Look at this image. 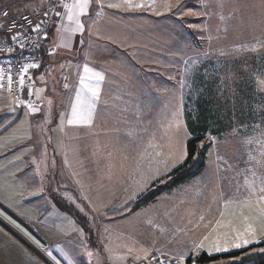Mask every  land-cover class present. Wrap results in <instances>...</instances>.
Here are the masks:
<instances>
[{
	"label": "rangeland",
	"instance_id": "374dc122",
	"mask_svg": "<svg viewBox=\"0 0 264 264\" xmlns=\"http://www.w3.org/2000/svg\"><path fill=\"white\" fill-rule=\"evenodd\" d=\"M50 1L0 0V18L6 10L15 16L44 10ZM178 4L179 11L173 14L178 20L170 18L171 14L162 20L161 13L154 22L142 20L140 30H137L135 16H127L126 22L112 23L111 28H117L123 38L127 37L129 49H134V42L140 39L146 42L148 51L139 53L143 63L133 62L131 58L115 63L118 70L147 71L148 75L141 78L146 85L133 87L132 93L131 88L121 87L127 84V79H116V87H121L116 89V107L111 106L108 111V125L95 127L93 135L86 137L92 141L79 143L68 136L65 145L64 127L54 126L50 150L52 169L44 175L45 186L35 180L40 187H30L21 196L20 191L13 188L1 191L5 196L0 195V226L19 242L18 250L10 255L14 264H154L155 252L191 247L190 239L173 237L178 208L172 207V199L166 206L161 202L152 204L158 196L145 210L132 216L124 215L126 218L109 215L130 204L131 192L126 189L132 188L129 180L120 183L115 180V173L120 176L127 170L125 165L132 167L129 163L138 159L133 156L113 159L107 153L162 151L159 162L151 159L148 163L153 165L146 175L148 182L143 180L139 184L142 188L147 186L144 195L148 194L165 181L164 177L174 166L182 165L188 157L187 142L192 135L187 126L186 106H191L188 100L189 94L192 97L191 86L204 91L206 82L216 85L214 79L219 83L216 100L222 109L224 125L217 126L222 128L219 134L206 136L205 143H210L206 158L208 168L200 180L207 174L210 181L227 187L228 200L232 203L239 200L243 211L256 203L261 194L251 195L245 178H251L252 171L257 177L264 174V168L256 160H249L250 155L264 160L261 156L264 151V84L260 83L264 81V0H178ZM157 6L149 9L163 12L168 9ZM108 45L113 46L106 44L107 50ZM151 49L158 50L157 55L152 54ZM95 54H100L99 45ZM201 71L209 74L208 80L196 77ZM33 84L37 85L34 79ZM239 89L248 96L247 123L242 127L235 125L233 111V97ZM195 97L193 95V101ZM121 98L128 103L129 99L133 100L137 119L120 118L123 112L126 114L121 109L124 106ZM192 119L198 121L194 115ZM209 121L216 125L215 120ZM38 149L32 147L26 156L29 166L40 163ZM184 151L187 156L181 161ZM123 160L128 163L121 164ZM110 170H115L112 176ZM38 174L29 173L33 178ZM261 225L263 223L260 231ZM129 248L133 251L129 252ZM142 249L147 250V260L143 259Z\"/></svg>",
	"mask_w": 264,
	"mask_h": 264
},
{
	"label": "crops",
	"instance_id": "0c3cea01",
	"mask_svg": "<svg viewBox=\"0 0 264 264\" xmlns=\"http://www.w3.org/2000/svg\"><path fill=\"white\" fill-rule=\"evenodd\" d=\"M148 2L149 0H133L134 4ZM174 2H176L175 5ZM101 4L103 5L102 9L100 7ZM109 4H120L121 6L108 7ZM156 4H158L157 7L161 5L165 7L166 4H170L172 10L170 12L167 9L163 12L160 9L158 11L147 7L129 8L123 3V0H93L87 13L80 17L84 25L83 30L72 33L63 31L66 26L75 27L74 24H71L67 20V13L64 9L61 20L54 27L48 38V58L40 68L33 70L31 73V92L35 97L34 104L31 107L28 104L16 107L13 96L0 89V195L3 193L1 191L13 188L18 193L20 191L21 196L30 187L39 186L38 182L35 183V180H38L42 184V187L45 186L44 175L50 173L52 169L50 150H52L51 142L53 140L54 126L60 125L64 127L62 134L65 138V145L68 136L73 137L79 143L84 141L90 142L93 139L86 137L90 136V134L93 135L95 127L102 126L103 123L108 125L110 121L108 111L111 109V106L116 107V89L119 90L121 87L122 89L131 88L132 91L133 87H139L142 84L146 85V81L143 82L141 78L148 75L147 71L140 73V71L118 70L115 64L129 60V58L133 62L138 61L143 63L141 62L139 53L140 51H144V53L148 51V47L145 48L147 46L146 42L142 43L141 39L134 42V49L131 50L126 43L127 37L123 38L120 31L115 27L111 28V25L117 20L126 22V19H129L127 16H135V20L138 21L137 30H140L142 20H145L146 23L147 19L154 22V19L159 17L158 15L161 13L163 14L161 17L163 20L165 15H173L179 11L178 0H156ZM173 8H175V11H173ZM170 18L178 20L177 15H173ZM108 28H110V31ZM58 29L60 31H57ZM106 44L113 46L108 45L110 49L107 50L104 47ZM96 45H99L100 51V54L97 55L95 54ZM113 49L120 50L112 51ZM151 52L157 55L158 50L151 49ZM145 55L143 54V56ZM85 66L91 71L85 73ZM94 73H101L104 77L103 80L98 81L94 77ZM33 79L37 83L36 86L33 84ZM82 79L89 86L99 89L100 99L95 103L91 123L81 121L70 124L68 121L73 119L72 110L76 104L77 94L79 93L82 99L91 98V94L81 84ZM116 79H127L128 81L127 84L123 83L118 88L115 83ZM122 100L124 106H121V109L125 110L126 114L123 112L120 118L126 119L127 116L129 120L131 118L137 119L133 100L129 99V103L121 98ZM33 108L38 109V111H33ZM113 117H116V115ZM139 117H141V113H139ZM71 128L75 130L70 131ZM36 143L39 149L42 150L41 152L35 146ZM32 147L35 150L38 149L37 153L41 154L40 163L34 167L29 166L25 161ZM21 148L24 149V152H20ZM47 152L48 156H46ZM107 154H110V158L112 157L113 159L130 158V156L138 159L137 162L133 160L134 162L131 161L129 163L133 165L132 167L130 166L131 168L125 165L127 168L126 172L120 174V176L115 173L114 176L116 177L115 180L120 183L129 180V187L132 188L126 189L131 192V196H129L130 204L144 195L148 189H146V185L143 188L139 186L143 180L148 182L146 175L148 174V169L153 166L149 164L151 165L149 167L148 163L151 159L159 162L158 160L163 157L162 151L144 149L124 151L122 153L113 151ZM127 163L128 161L125 160L121 162V164ZM179 165L174 166L172 170ZM207 168L208 164H206L199 175L182 183L172 191L160 195L152 203L156 205V203L161 202L160 204L166 206L167 201L172 199V207L174 208L176 206L179 210H177L176 223L173 225V232H175L173 237L176 239L191 240V247L187 245L184 248H170V250H163L161 254L179 261V258L187 253L189 249L193 248L194 245L201 242L205 243V245H211L217 240L222 244L227 241L228 250L209 252L204 249L199 250L197 254L206 252L210 255H216L241 250H246L245 254L250 256L262 253L263 251L260 249L262 246H259V244L264 242V221H261L258 210L261 205L258 206L256 203H251L243 211V207L241 208L238 202L239 200L235 203L228 200L227 187L218 184L219 182L210 181L207 174L200 180ZM113 171L115 172V170L109 171L111 176ZM29 173L39 174L33 178L30 177ZM207 178L209 181H206ZM154 182L155 180L151 184ZM230 194L232 193L230 192ZM3 195L5 196V193ZM121 201L122 199L118 203H121ZM128 206L126 205V207ZM145 208L132 212L128 216L138 214L142 210H145ZM163 208L165 209V207ZM117 211L120 210H114L113 212ZM118 218L121 219L122 216ZM124 218L126 217L124 216ZM248 223H253L256 230V235L252 238L256 242H251L239 248L233 247L232 243L237 239V232L245 233V228ZM261 223L263 225H261L262 229L260 231ZM206 236L208 237L207 240L204 239ZM18 248L19 242L15 241L12 235L0 226V264H14L10 255L14 250H18ZM156 253L160 252H155L154 254ZM189 257H191V254L185 256L184 261H187ZM234 259L238 260L239 258Z\"/></svg>",
	"mask_w": 264,
	"mask_h": 264
},
{
	"label": "trees",
	"instance_id": "16d2710c",
	"mask_svg": "<svg viewBox=\"0 0 264 264\" xmlns=\"http://www.w3.org/2000/svg\"><path fill=\"white\" fill-rule=\"evenodd\" d=\"M8 12L10 16H15L14 13H11V11L8 10ZM57 24L58 22L54 25V27ZM54 27L49 32V35L53 31ZM48 56L49 54L47 55L46 59ZM204 71L207 70L205 69ZM204 71H201V73H199L196 77L206 78L208 80L209 74H206ZM214 80L217 81V83H215L216 85L213 86L214 83L210 84V82H206V86H210L208 88L206 87L204 91H200L196 88V86H191L192 97L191 94L188 95V100H191V106H186V121L192 137L187 142L188 157L184 163L168 173L164 177L165 181L151 189L148 194L140 196L128 207L109 215L121 217L135 212L153 202L158 196L172 191L182 183L190 180L202 172L206 165L207 150L210 147V143H205L206 136L208 133L219 134L222 128H217V126L222 127L224 125L221 117L222 109L218 107V102L216 100V95H219L216 91L219 89V83L217 79ZM193 95L196 96L195 101L192 99ZM247 98L248 96L241 89H239L237 95H234L233 97V111L236 126L242 127L247 123V115L245 114ZM194 105H196V107L193 109ZM193 115L197 117L198 121L192 119ZM209 120H215L216 125H212ZM259 246H264V242L259 244ZM245 253L246 250L216 255H210L206 252H201L195 256V261L198 264H264V251L255 256L246 255ZM234 258L239 259L235 260ZM187 261H193L192 257H189Z\"/></svg>",
	"mask_w": 264,
	"mask_h": 264
},
{
	"label": "built area",
	"instance_id": "2783aa9c",
	"mask_svg": "<svg viewBox=\"0 0 264 264\" xmlns=\"http://www.w3.org/2000/svg\"><path fill=\"white\" fill-rule=\"evenodd\" d=\"M64 3H71V0H51L44 10L25 12L16 17L10 16L6 10L4 12L8 13L7 16L0 18V89L13 96L16 107L24 104L32 105L35 102L31 92V73L42 66L49 54L47 38L54 25L63 16ZM57 12L61 15L57 16ZM24 17L28 19L25 20ZM13 23L15 27H12ZM36 25H39L38 31L35 30ZM13 36L16 37L15 40L12 39ZM28 65H38V67L28 68ZM21 76L24 78L22 88ZM9 77H11L10 87ZM152 261L154 264H178V260L158 253L153 255ZM184 264H193V261H184ZM195 264L198 263L195 261Z\"/></svg>",
	"mask_w": 264,
	"mask_h": 264
},
{
	"label": "snow or ice",
	"instance_id": "6c2138e0",
	"mask_svg": "<svg viewBox=\"0 0 264 264\" xmlns=\"http://www.w3.org/2000/svg\"><path fill=\"white\" fill-rule=\"evenodd\" d=\"M93 2V0H72L71 3H64L62 6L65 9L66 13H67V20L69 22H71V24H74L75 27H65L63 29V31L65 32H80L83 30V23L81 22L80 17L84 14L87 13L90 4ZM123 3L129 7V8H154L155 4H156V0H151L150 3H133V0H123ZM120 4H109L108 7H120ZM101 9L103 8V5H100ZM166 8L170 9L171 5L170 4H166L165 5ZM7 12H4V15L7 16ZM45 15H47V13H45ZM57 16H60L61 13L57 12L56 13ZM25 20H27V17H24ZM221 19H223V17H221ZM29 23H31L29 21ZM12 27H15V23H13ZM35 30H39V25H36V29ZM57 31H60V29H58ZM13 40L16 39L15 36L12 37ZM21 47H23V45H21ZM28 68L30 67H38V65H28ZM27 70V68L25 69V71ZM85 73L90 72L91 70L85 66L84 68ZM94 77L99 81V80H103V75L101 73H94L93 74ZM261 84H264V81L260 82ZM24 84V78L23 76H21L20 78V86L21 88L23 87ZM81 84L83 85L84 89L87 90L88 93L91 94V98L90 99H82L81 95L78 93L77 97H76V104L73 106V110H72V116L73 119L69 120L68 123H74V122H84V123H91L92 121V117H93V111L95 108V103L100 99L99 96V89L98 88H93L91 86H89L88 84H86L84 82V80H81ZM11 85V77H9V87ZM29 107H31V105H29ZM33 111H38V109L33 108ZM180 125H177V128L179 129ZM252 141H249V143H251ZM187 156V152L184 151L181 154L180 160L182 161L183 158H185ZM261 156L264 157V151L261 152ZM249 160H256L257 164L260 165L261 168H264V160H257V158L255 156H249ZM257 180H259V186L257 185ZM245 186L247 187V189L249 190L251 195H255L257 192H259L261 195H259V197L256 200V204L259 205H264V174H262L260 177H257V173L255 171H252L251 173V178L246 177L245 178ZM227 207V205H225ZM259 212H260V219L262 221H264V207H259L258 208ZM201 219H203V217H201ZM247 220V218H245ZM219 224V222H217ZM256 235V230L253 226V223H248L246 225L245 228V233H239L237 232L236 236L237 239L236 241H233L232 246L239 248L242 247L244 245H247L251 242H256L254 238ZM246 237H250V238H246ZM205 240L208 239V237L206 236L204 238ZM238 241V242H237ZM37 243H39L37 241ZM208 250L209 252L211 251H216V252H220V251H227L228 247H227V241H225L223 244L219 242V240H217L215 243L211 244V245H205V243L201 242L199 244L194 245L193 248L189 249V251L187 253H185L184 255H182L179 258L178 264H184V257L191 254V257L193 259V264H195V256L197 255L199 250ZM133 251V249L129 248V252ZM141 251H143L145 254L143 256V259L147 260L148 259V253L146 249H142ZM261 251H264V249H261ZM89 256L92 255L91 252L88 253ZM137 259H139V257H136Z\"/></svg>",
	"mask_w": 264,
	"mask_h": 264
}]
</instances>
